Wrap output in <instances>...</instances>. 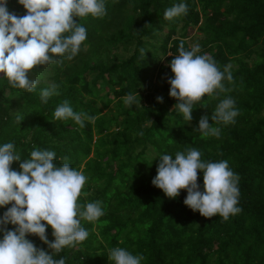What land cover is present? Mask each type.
Listing matches in <instances>:
<instances>
[{
	"label": "trees",
	"instance_id": "16d2710c",
	"mask_svg": "<svg viewBox=\"0 0 264 264\" xmlns=\"http://www.w3.org/2000/svg\"><path fill=\"white\" fill-rule=\"evenodd\" d=\"M104 3L103 17L75 18L87 38L71 60L67 54L54 57L55 63L29 73L37 81L31 92L11 87L0 74V146L13 143L21 160L37 149L55 152V166L68 163L87 178L81 205L99 201L104 212L95 222L82 219L87 239L53 258H64L65 264H114L110 250L119 247L142 256L141 264H264V0ZM181 3L186 14L164 18ZM7 9L26 15L18 0H8ZM181 41L186 51L199 45L197 55H208L232 75L228 81L225 73V92L216 90L193 105L191 121L170 96V63ZM52 86L58 94L42 102V90ZM135 93L140 104L126 105L123 97ZM225 98L238 110L227 125L211 119ZM64 101L95 121L84 119L80 127L71 119L56 120L55 110ZM204 116L220 129L219 137H205L198 129ZM192 148L202 162L227 161L239 177L241 211L226 221L187 207L186 190L170 199L152 183L162 155L174 159ZM19 163L12 169L20 171ZM197 183L203 192L202 172ZM10 206L0 208V219ZM5 227L15 230L11 223ZM46 236L54 242L50 227ZM26 238L51 254L37 236Z\"/></svg>",
	"mask_w": 264,
	"mask_h": 264
},
{
	"label": "clouds",
	"instance_id": "9594fccd",
	"mask_svg": "<svg viewBox=\"0 0 264 264\" xmlns=\"http://www.w3.org/2000/svg\"><path fill=\"white\" fill-rule=\"evenodd\" d=\"M8 0H0V74L13 88L31 92L37 81L29 79V73L37 66L55 63L54 57L71 60L87 38L86 29L76 22L77 17L93 18L105 15L104 0H18L26 15L17 16L7 9ZM187 5L181 3L167 9L164 18L186 14ZM141 54L144 50L141 49ZM199 45L186 51L184 42L179 45V55L171 60L174 78L170 96L178 101L175 105L185 120L191 121L193 105L204 96H212L216 90L226 91L222 81L232 80L228 67L221 72L208 55H197ZM56 87L41 92L42 102L57 95ZM138 94L123 97L128 106L137 101ZM162 102V98H158ZM231 98L223 99L211 119L223 124L234 123L238 110ZM55 119H71L84 127V119L92 122L96 117L76 113L64 101L55 110ZM198 129L207 137H219L220 129L209 124V117L199 121ZM140 135H143L141 132ZM11 142L0 146V208L8 207L0 219V264H65L56 260L53 253L66 247H75L85 241L89 233L81 226V220L98 221L104 215L99 201L81 205L79 198L86 184L85 175L68 163L55 166V152L33 150L30 159L21 160L14 153ZM200 152L190 149L187 154L177 152L175 158L164 154L160 157L157 176L153 185L175 199L182 190L187 191L185 205L201 216L211 219L219 215L225 221L241 211L238 204L239 177L229 169L227 161L202 162ZM67 159V158H65ZM22 161V162H21ZM20 162V171L12 169ZM203 173L204 190H199L198 173ZM11 223L15 230H7ZM52 229L54 242L49 243L46 229ZM37 236L48 245L51 254L37 247L26 237ZM109 259L114 264H141L142 256H134L122 248L110 250Z\"/></svg>",
	"mask_w": 264,
	"mask_h": 264
},
{
	"label": "rangeland",
	"instance_id": "374dc122",
	"mask_svg": "<svg viewBox=\"0 0 264 264\" xmlns=\"http://www.w3.org/2000/svg\"><path fill=\"white\" fill-rule=\"evenodd\" d=\"M198 34V33H197Z\"/></svg>",
	"mask_w": 264,
	"mask_h": 264
}]
</instances>
